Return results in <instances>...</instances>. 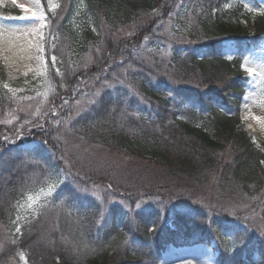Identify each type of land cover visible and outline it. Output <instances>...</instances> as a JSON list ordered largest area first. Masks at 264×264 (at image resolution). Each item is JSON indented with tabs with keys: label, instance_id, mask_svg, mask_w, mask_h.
Masks as SVG:
<instances>
[{
	"label": "trees",
	"instance_id": "trees-1",
	"mask_svg": "<svg viewBox=\"0 0 264 264\" xmlns=\"http://www.w3.org/2000/svg\"><path fill=\"white\" fill-rule=\"evenodd\" d=\"M192 1L58 0L45 27L47 57H56L58 69L49 63V100L58 108L38 129L8 125L7 111L20 105L0 76V149H7L0 227H9L20 199L47 186L42 169L28 163L39 159L38 148L48 158L42 164L59 163L69 173V187L93 193L50 196L17 237L2 234L0 264H152L168 245L211 240L215 264H264V238L252 230L264 223V149L239 115L246 81L240 63L264 34V12L244 14L254 26L250 35L232 22L241 4L233 14L213 13ZM181 12L183 41L168 27ZM226 40L236 47L230 59ZM105 81L126 102L88 110ZM17 129L22 139L9 136ZM128 207L135 211L122 214ZM246 216L242 244L232 227L245 226Z\"/></svg>",
	"mask_w": 264,
	"mask_h": 264
},
{
	"label": "rangeland",
	"instance_id": "rangeland-1",
	"mask_svg": "<svg viewBox=\"0 0 264 264\" xmlns=\"http://www.w3.org/2000/svg\"><path fill=\"white\" fill-rule=\"evenodd\" d=\"M27 7L37 10L35 0H20ZM38 11L45 13L44 21L35 18L19 19L26 14L18 6L12 3V0H0V76L3 86L19 102L20 107L13 111H7L11 118L7 119L9 124L24 127L26 124L30 128H36L35 125L48 120V115H54V110L58 108L52 105L49 96L52 92V80L49 77V63L51 62L54 71L58 72L56 60L53 62L50 54L47 57L46 41L50 40V35L45 32L51 17L56 15L59 7L58 0H42ZM197 5L196 8L202 10L205 7L212 8L213 13L220 8V13L236 11L238 4L242 9L238 10L237 17L233 15L232 22H239L241 26L251 35L254 34V26L246 16L249 14H258L264 12V0H193L191 2ZM19 4L17 0V5ZM52 5H56L53 8ZM180 12V11H179ZM181 14H183L181 12ZM246 16H245V15ZM30 17V13L27 14ZM184 15V14H183ZM187 16V15H186ZM180 16L172 19L169 29L175 31L180 36L175 37L183 41V33L186 30L187 17ZM174 36V35H172ZM46 40V41H45ZM223 52L225 57H233L236 54V47L233 40L223 42ZM50 57V58H49ZM230 59V58H229ZM90 62H88L89 64ZM264 34L252 43L242 55L240 69L246 77L244 94L239 107L240 120L242 128L259 148L264 146ZM247 68L254 69V73L247 72ZM259 114V118L255 114ZM36 119L37 121H33ZM27 121V123H25ZM40 121V122H39ZM50 121V120H49ZM251 125V127H249ZM35 129V130H36ZM26 130H30L26 128ZM17 132V130H15ZM15 131L11 132L10 137L14 136ZM33 141H27L30 145ZM25 146V145H24ZM45 191L47 187H44ZM32 199L29 200L28 197ZM37 192L27 194L15 204L14 218L9 227H0V246L2 245V234H8L17 237L20 233L16 231L30 218L36 216L43 207L47 199ZM9 234V235H10ZM218 251L214 240L208 243H196L182 245L178 247L168 245L158 255L157 260L152 264H215ZM23 263L25 262L22 257Z\"/></svg>",
	"mask_w": 264,
	"mask_h": 264
},
{
	"label": "snow or ice",
	"instance_id": "snow-or-ice-1",
	"mask_svg": "<svg viewBox=\"0 0 264 264\" xmlns=\"http://www.w3.org/2000/svg\"><path fill=\"white\" fill-rule=\"evenodd\" d=\"M12 3L16 6H18L19 8H21L24 13L26 14L23 17H18L19 19H29V18H35L37 20L40 21H44L46 19V15L43 12L38 11L39 6L42 3V0H35V4L37 7V10H33L32 8L27 7L25 4H18L17 5V0H12ZM49 4H51V0H49ZM53 8L56 7V5H52ZM30 13V17L27 15ZM231 58V57H229ZM52 61L54 62L56 57L53 56ZM264 67V66H262ZM248 73L253 74L254 73V69L252 68H247L246 69ZM99 80V78H98ZM116 84L121 83L119 80H116L115 82ZM5 88H8V85L5 84L4 85ZM115 90V85L114 84H109L107 81H105L102 85H101V89L97 90V92L94 94V98L91 99L89 101V109L91 110V108H95L98 105L101 107H106V110H114L116 106L125 103L126 100L124 97L122 96H113L112 95V91ZM27 123V121L25 122ZM35 127H42V125H35ZM251 127V125L249 126ZM16 135L19 138H23V136L25 135L23 129H17ZM3 141L4 142H9V138L8 136H4L3 137ZM10 143H15V141H11ZM42 146L47 144V141H41L40 142ZM7 149H0V158H2L3 156V152L6 151ZM26 151H32V150H26ZM35 155L39 157L38 160H34V161H29L28 163H31L34 167L36 168H40L43 171V183L47 185V190L45 191V189L41 188L40 189V193L42 196L44 197H48V196H52V197H62L63 200H78L81 198H87L89 196H93V193L88 190L87 188L84 189H80L78 187H69L67 180H68V175L69 173L60 166V164L58 163L55 167L53 168H49L46 167L45 164H42L41 161L47 162V157H45L42 153V150L40 148L35 150ZM60 161H63L64 158L63 156L59 157ZM65 165L67 164V162H64ZM262 164H264V161H261ZM63 175V179H61V176ZM108 188H111V185L108 186ZM29 200L32 199L31 196L28 197ZM95 202V201H94ZM106 199L102 200L100 203L96 204V207L99 209H103V205L104 203H106ZM122 203V202H120ZM140 205L137 204V208H139ZM113 213L116 212V209L114 208ZM121 213H125V212H133L135 211L134 209H132L131 207H128L126 209H121L120 210ZM248 221L249 218L246 216L244 218V225L245 226H241L240 223H234L233 227H232V231L233 233L236 235V237L239 239V241L242 244H246V237L249 231V227H248ZM252 230L253 231H259L260 235L262 238H264V223H261L259 225H253L252 226ZM16 231L18 233H20V228L17 227ZM22 235V233H21ZM13 243H15V241H13ZM21 257H23V253H20Z\"/></svg>",
	"mask_w": 264,
	"mask_h": 264
},
{
	"label": "bare ground",
	"instance_id": "bare-ground-1",
	"mask_svg": "<svg viewBox=\"0 0 264 264\" xmlns=\"http://www.w3.org/2000/svg\"><path fill=\"white\" fill-rule=\"evenodd\" d=\"M18 2H19V4H21L22 2L20 1V0H18ZM255 117L258 119L259 118V114H257V112H256V114H255Z\"/></svg>",
	"mask_w": 264,
	"mask_h": 264
}]
</instances>
